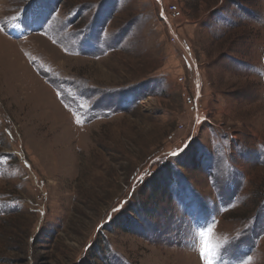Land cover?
I'll return each instance as SVG.
<instances>
[{
  "label": "rangeland",
  "instance_id": "obj_1",
  "mask_svg": "<svg viewBox=\"0 0 264 264\" xmlns=\"http://www.w3.org/2000/svg\"><path fill=\"white\" fill-rule=\"evenodd\" d=\"M160 1L0 0V264H264V0Z\"/></svg>",
  "mask_w": 264,
  "mask_h": 264
},
{
  "label": "built area",
  "instance_id": "obj_2",
  "mask_svg": "<svg viewBox=\"0 0 264 264\" xmlns=\"http://www.w3.org/2000/svg\"><path fill=\"white\" fill-rule=\"evenodd\" d=\"M167 13H169V15H171L172 18L177 19L180 16V11L178 10L176 5H171L167 8ZM188 104H190L191 106V111L192 113L197 112L198 110V106L195 102V100L192 98H187ZM184 144V141L181 143V145Z\"/></svg>",
  "mask_w": 264,
  "mask_h": 264
},
{
  "label": "trees",
  "instance_id": "obj_3",
  "mask_svg": "<svg viewBox=\"0 0 264 264\" xmlns=\"http://www.w3.org/2000/svg\"><path fill=\"white\" fill-rule=\"evenodd\" d=\"M261 189V188H260ZM262 190H264V188L263 189H261L259 192L262 194L263 192H262Z\"/></svg>",
  "mask_w": 264,
  "mask_h": 264
},
{
  "label": "crops",
  "instance_id": "obj_4",
  "mask_svg": "<svg viewBox=\"0 0 264 264\" xmlns=\"http://www.w3.org/2000/svg\"><path fill=\"white\" fill-rule=\"evenodd\" d=\"M160 1V0H159ZM161 2V1H160ZM164 18L166 17V16H163Z\"/></svg>",
  "mask_w": 264,
  "mask_h": 264
}]
</instances>
